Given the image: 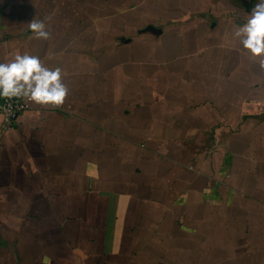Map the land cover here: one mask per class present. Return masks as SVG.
I'll use <instances>...</instances> for the list:
<instances>
[{
    "label": "crops",
    "instance_id": "obj_1",
    "mask_svg": "<svg viewBox=\"0 0 264 264\" xmlns=\"http://www.w3.org/2000/svg\"><path fill=\"white\" fill-rule=\"evenodd\" d=\"M258 2L0 0V62L70 89L0 131V264H264Z\"/></svg>",
    "mask_w": 264,
    "mask_h": 264
},
{
    "label": "clouds",
    "instance_id": "obj_2",
    "mask_svg": "<svg viewBox=\"0 0 264 264\" xmlns=\"http://www.w3.org/2000/svg\"><path fill=\"white\" fill-rule=\"evenodd\" d=\"M33 38L48 41L51 32L44 21L28 23ZM234 37L242 49L264 70V0L256 3L246 23L235 25ZM63 70L50 68L37 55L17 52L7 62H0V98H20L42 107H61L69 95Z\"/></svg>",
    "mask_w": 264,
    "mask_h": 264
},
{
    "label": "built area",
    "instance_id": "obj_3",
    "mask_svg": "<svg viewBox=\"0 0 264 264\" xmlns=\"http://www.w3.org/2000/svg\"><path fill=\"white\" fill-rule=\"evenodd\" d=\"M28 108V103L20 98H0V116L2 118L1 130L13 126L20 114Z\"/></svg>",
    "mask_w": 264,
    "mask_h": 264
}]
</instances>
